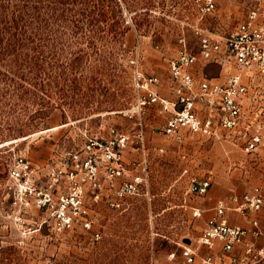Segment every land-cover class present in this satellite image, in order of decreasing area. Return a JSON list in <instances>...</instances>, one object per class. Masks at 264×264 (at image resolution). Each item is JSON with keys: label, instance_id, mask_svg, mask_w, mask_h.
<instances>
[{"label": "rangeland", "instance_id": "374dc122", "mask_svg": "<svg viewBox=\"0 0 264 264\" xmlns=\"http://www.w3.org/2000/svg\"><path fill=\"white\" fill-rule=\"evenodd\" d=\"M214 1L203 13L204 0H0V264H182L186 247L198 264L214 253L200 241L213 211H195L212 187L229 197L262 180L264 76L243 77L247 129L262 125L261 144L246 152L223 128L210 136L181 128L180 138L164 131L178 110L169 62L182 35L200 54L196 27L226 35L251 10L264 24V0ZM223 54L204 67L209 77L220 64L237 69ZM207 61L199 56L194 67ZM152 95L168 108L148 102ZM205 108L197 102L199 113ZM117 134L128 136L125 171L108 178L101 165L100 187L84 184V212L62 227L56 212L72 184L69 153L83 156L87 139ZM137 176L138 192L119 195ZM193 178L210 181L206 193L190 191ZM228 212L240 213L228 209L227 221Z\"/></svg>", "mask_w": 264, "mask_h": 264}, {"label": "built area", "instance_id": "2783aa9c", "mask_svg": "<svg viewBox=\"0 0 264 264\" xmlns=\"http://www.w3.org/2000/svg\"><path fill=\"white\" fill-rule=\"evenodd\" d=\"M215 8L214 0H204L201 6L203 13ZM258 12L251 10L246 20L242 21L234 30L226 35L212 37L203 33L201 27H196L199 37V53L189 51L185 35L180 36V46L176 55L169 62V70L176 93V101L172 106H178L175 114L171 116L164 127L167 134L180 138L181 128H187L191 133L201 135L215 134L217 129L223 128L236 133L246 152L257 150L262 142V125L256 124L253 132L248 131L252 123L250 115L242 106L241 98L247 94L249 86L243 81V74L248 78L255 75L264 76V25L256 22ZM232 57L238 72L233 74L228 82L219 83L203 78L195 83L192 72L189 70L199 56L208 61L219 62L221 54ZM203 101L206 106L205 114L199 113L197 102ZM146 100H142L144 104ZM148 102H159L164 109L168 108V101L152 95ZM128 141L125 134H117L106 141L89 138L83 145L81 152L69 153L73 169L69 173L72 184L70 190L60 198V206L56 212L57 220L62 227L71 226L76 219L75 214L84 212L81 207L84 184L89 183L94 189L100 187L98 180L101 165L108 178H115L125 171L122 160V150ZM19 175V172H14ZM124 182L117 190L119 195L134 194L138 192V182ZM210 186L208 179L192 181L190 191L195 194H204ZM232 205L222 198L214 206V214L206 221L200 241L207 249H214L216 242H220L217 253H208L200 257L198 264H258L264 261V248H257L248 241V229L239 225L228 223L225 214L230 208L251 214L250 222L254 230V237L264 235L260 228L258 213L264 204V194L259 187L252 192L241 195L233 194L229 198ZM74 214V215H73ZM200 215V211H195ZM182 264H197L196 252L186 247Z\"/></svg>", "mask_w": 264, "mask_h": 264}, {"label": "crops", "instance_id": "0c3cea01", "mask_svg": "<svg viewBox=\"0 0 264 264\" xmlns=\"http://www.w3.org/2000/svg\"><path fill=\"white\" fill-rule=\"evenodd\" d=\"M262 25H264V24H262ZM209 35H216V34L209 33ZM187 46H188L189 51L195 53L192 50V48L190 47L189 42H188V39H187ZM223 57H224L223 60H225V63H227V62H233L232 57H230V56H228L226 54H223ZM207 63H210V61H207V62L203 63L201 65V67H194L195 64L190 67L189 70L193 74L195 83H199L203 78H207V79H210V80H214V81H217L219 83H226V82H228V80L230 79V77L233 74H236L238 72V70L235 67H233L230 71H229V69L227 71V69L225 68V65L224 64H220L221 65V70L219 72V75L218 76L209 77L206 74V71H204V67L206 66ZM233 63H232V65H233ZM243 77H247V76L246 75H243ZM243 81L246 82L247 79L246 78H243ZM247 107H249V106H247ZM262 176H263V178H262V180L260 182L255 181V180L254 181L252 180V181L245 182L244 183L245 186L238 185L240 187L237 190H234L233 193H231L230 195L240 194V193L243 194V193H246V192H252V190L255 187H259L262 190L263 194H264V171L262 172ZM203 180H206V179L198 180V182L199 181H203ZM192 181H196V180L193 178ZM215 189H216L215 187L214 188L212 187V188L209 189L208 195L204 198L203 208L201 209V211L199 209H197L201 213L204 212V211H207V210L213 211L212 213H210L211 215L209 216V218L214 214V210L213 209H214V206L216 205L217 200L224 198L228 202V204L231 205L230 200H227L228 198H230V196L229 197L227 196L228 193L225 191L226 189L223 190V191H217ZM239 189H241V190H239ZM263 207H264V204H263ZM261 211H263L262 212L263 215H258V220H259L260 228H262L264 230V208H262ZM227 216H228L229 224H231V225H239V226L244 227V228H246V229L249 230V232H248V234L246 236L247 240L253 242L256 245L257 248H261V247L264 248V235L261 236V237H259L258 239L255 238L252 235V230H254V227H252L251 222L248 220V218H247L246 215L244 216V215H242L240 213H236L235 214V213H232V212H228ZM209 218H207L205 220V223H206V221ZM220 245H221L220 242H218V245H215V248H214V252L215 253L218 252V250L220 248Z\"/></svg>", "mask_w": 264, "mask_h": 264}]
</instances>
